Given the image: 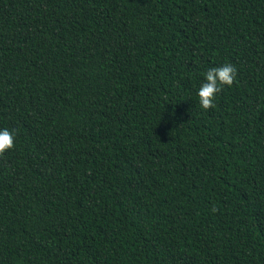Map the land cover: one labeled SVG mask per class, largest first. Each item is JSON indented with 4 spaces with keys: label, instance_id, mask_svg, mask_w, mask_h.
I'll list each match as a JSON object with an SVG mask.
<instances>
[{
    "label": "trees",
    "instance_id": "trees-1",
    "mask_svg": "<svg viewBox=\"0 0 264 264\" xmlns=\"http://www.w3.org/2000/svg\"><path fill=\"white\" fill-rule=\"evenodd\" d=\"M4 128L0 264H264V0H0Z\"/></svg>",
    "mask_w": 264,
    "mask_h": 264
},
{
    "label": "clouds",
    "instance_id": "clouds-1",
    "mask_svg": "<svg viewBox=\"0 0 264 264\" xmlns=\"http://www.w3.org/2000/svg\"><path fill=\"white\" fill-rule=\"evenodd\" d=\"M205 82L201 84L198 90L200 106L205 110L215 107L217 95L221 93L224 87H231L237 78V69L230 63L220 67L210 68L204 73ZM15 130L7 128L0 129V157L13 150L15 147ZM217 210L215 207L212 209Z\"/></svg>",
    "mask_w": 264,
    "mask_h": 264
}]
</instances>
